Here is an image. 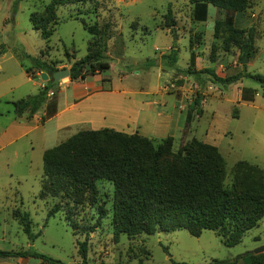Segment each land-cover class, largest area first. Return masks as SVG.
Returning a JSON list of instances; mask_svg holds the SVG:
<instances>
[{"label": "rangeland", "instance_id": "374dc122", "mask_svg": "<svg viewBox=\"0 0 264 264\" xmlns=\"http://www.w3.org/2000/svg\"><path fill=\"white\" fill-rule=\"evenodd\" d=\"M258 1L253 0L252 8L245 13L257 32V53L246 63L240 59L238 48L227 50L225 23L236 15L209 6L207 21L195 22L192 17L195 6L191 0H93L60 6L57 9L60 23L50 42L44 41L41 33L33 29L31 17L42 15L52 0H0V113L14 114L12 102L36 95L39 92L36 84H46L41 80L29 81L25 69L32 68L33 63L28 57L56 64L60 71L70 70L75 62L87 56L92 40L83 23L89 27L97 25L106 36L110 70L93 80L100 86L112 84L115 92L133 93L131 96L140 110L139 129L131 126L127 134L139 133L153 140L155 146L172 137L175 152L194 139L214 146L226 163L227 175L239 162L264 170L261 87L249 78L226 90L208 80L201 86L187 74L193 54L197 71L211 69L225 78L246 69L251 75L264 76V1L261 4ZM169 12H172L173 27L167 19ZM216 22L223 24L217 35ZM173 52L177 62L171 65L168 57ZM103 79L108 82L103 83ZM69 80L55 85L50 98L68 88L66 95L71 96L72 87L66 86ZM246 89L257 91L255 102L238 104L236 99ZM197 96H203L200 116L199 108L194 105ZM54 125V121L47 125L46 135L43 129L34 134L32 165L12 164V175L1 173L0 251H34L62 264H82L78 242L88 240V264H193L199 261L232 264L264 246V218L234 248L225 247L210 231L204 232L201 239L187 231H176L142 235L134 241L122 235L116 240L111 226L114 187L106 181L98 183L99 196L93 206L87 203L77 206L62 196L42 201L38 196L43 152L81 132L76 127L57 132ZM57 205H62L63 211L48 218ZM100 206L108 210V217L100 218ZM18 210L30 215L34 241L15 220L14 213ZM142 250H147L150 256L145 257ZM0 264L44 262L34 258L0 259Z\"/></svg>", "mask_w": 264, "mask_h": 264}, {"label": "trees", "instance_id": "16d2710c", "mask_svg": "<svg viewBox=\"0 0 264 264\" xmlns=\"http://www.w3.org/2000/svg\"><path fill=\"white\" fill-rule=\"evenodd\" d=\"M93 0H52L40 16L32 15L33 29L41 33L44 41L50 42L59 19L57 9L89 3ZM253 0H191L195 6L193 20L206 22L208 7L234 15L245 14L252 8ZM264 1V0H263ZM167 19L173 27L172 12ZM235 19L225 23L228 34L227 47L240 50V59L251 60L257 53V32L251 27L241 29L235 26ZM84 29L90 33L87 56L75 62L70 69V81H84L87 77L101 75L110 70L108 62L106 36L97 25ZM216 22V35L222 28ZM33 67L25 69L32 80H40L42 73L48 74L50 82L34 96L13 103L17 118L27 116L28 120L46 108L42 122L53 118L57 113V97L51 99L50 92L53 77L60 70L56 64L28 57ZM171 65L176 64L177 55L168 57ZM195 57L191 55V64L187 74L202 84L208 80L224 90L236 85L244 78L254 80L262 89L264 96V76L243 72L222 78L214 70L194 69ZM257 91H242L241 102H255ZM203 96H197L194 105L197 114L201 108ZM237 117V113H234ZM191 116L188 115V121ZM109 182L114 187L111 226L118 240L126 235L134 241L142 235L154 236L158 233L187 231L192 237L200 238L204 232H213L227 248L242 244L245 235L256 229L264 218V170L248 162L237 163L231 174L227 175L226 163L219 150L196 139L174 151V139L168 137L155 146L154 141L139 133L128 135L111 129L83 131L45 152L43 157V176L39 199L67 197L77 206L96 205L99 190L98 183ZM63 211L62 205L55 206L48 215L53 218ZM100 218L108 217V210L99 207ZM14 218L23 228L31 241L32 222L29 214L19 210ZM149 257L147 250H142ZM88 240L78 242V254L82 264H88ZM41 259L44 264H62L34 251L18 253L0 251V259ZM241 264H264V254L248 253L236 260ZM173 264H183L176 263ZM213 264H229L214 261Z\"/></svg>", "mask_w": 264, "mask_h": 264}, {"label": "crops", "instance_id": "0c3cea01", "mask_svg": "<svg viewBox=\"0 0 264 264\" xmlns=\"http://www.w3.org/2000/svg\"><path fill=\"white\" fill-rule=\"evenodd\" d=\"M262 1L260 0L257 3L261 4ZM246 15L235 16L236 27L246 29L253 25L252 19L248 20ZM101 76L102 74L90 76L79 82H71L69 80L66 86L72 87L71 96L66 95V91L70 88L65 92L56 93L58 100L57 113L53 118L45 122H42V119L46 115V106L31 120H28L27 116L17 118L15 112L13 114L11 111L0 113V178L2 177L1 173L8 172V175L13 174L11 170L12 164L27 163L32 165L33 158L31 153L35 152L34 134L43 129V133L46 135L47 125L52 121L55 122L54 129L57 132L76 127L80 128L81 132L111 129L127 134L126 132H130L131 126L135 130L139 129L137 115H139L140 110L136 106L133 96H131L134 94L126 91L115 92L112 84L106 83L100 86L99 82L93 79ZM28 79L29 81L31 80L30 77ZM102 82L108 81L103 79ZM36 85L39 90L45 86L43 83ZM49 97H51L50 94ZM236 101L238 104L241 103V96H238ZM44 154L45 152H43V157ZM203 262L199 261V263L193 264H204ZM232 264L241 263L234 261Z\"/></svg>", "mask_w": 264, "mask_h": 264}, {"label": "water", "instance_id": "95a60500", "mask_svg": "<svg viewBox=\"0 0 264 264\" xmlns=\"http://www.w3.org/2000/svg\"><path fill=\"white\" fill-rule=\"evenodd\" d=\"M246 63H248V60H246ZM70 77V70H63L60 71L58 73H56L53 77V81H52V85L55 86L58 83L64 81L65 79H69ZM40 80L44 83H48L50 82V77L48 76V74L46 73H42L40 75ZM254 255H261L264 254V246H262L261 248L257 249L256 251L253 252Z\"/></svg>", "mask_w": 264, "mask_h": 264}]
</instances>
